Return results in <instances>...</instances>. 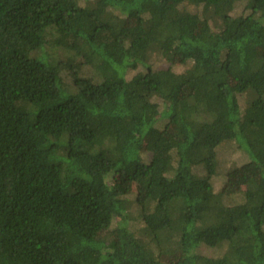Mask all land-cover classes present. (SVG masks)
Segmentation results:
<instances>
[{
    "label": "trees",
    "instance_id": "trees-1",
    "mask_svg": "<svg viewBox=\"0 0 264 264\" xmlns=\"http://www.w3.org/2000/svg\"><path fill=\"white\" fill-rule=\"evenodd\" d=\"M0 264H264V0H0Z\"/></svg>",
    "mask_w": 264,
    "mask_h": 264
},
{
    "label": "rangeland",
    "instance_id": "rangeland-1",
    "mask_svg": "<svg viewBox=\"0 0 264 264\" xmlns=\"http://www.w3.org/2000/svg\"><path fill=\"white\" fill-rule=\"evenodd\" d=\"M247 13L248 11L244 8L243 3H238L233 8V11H232V15L234 16L240 15V14H247ZM209 23H210L211 28H213V30H217L215 27L216 25L211 20ZM147 66L152 70L171 68L175 72H181L183 69V66L181 65L170 66L169 63L164 58L160 56H155V55L150 58ZM147 66H139L137 70L139 72H145ZM130 74L132 75L133 72H131ZM240 102L243 103L244 99L241 98ZM163 125H164L163 121H160L159 123L156 124V126L159 128H162ZM218 150H219L218 155L220 158L219 169L217 170V173L211 178V184H212V187L215 193H218L219 191H221L224 186V183H225L224 174L226 170L231 169L233 167H241L249 162V159L247 155L244 153V151L234 147V144L233 145L227 144V146L222 145L218 148ZM141 156L144 161H148L150 158V154L145 153V152H142ZM199 170L200 169H198V172ZM242 189H243L242 185L240 186L238 185L234 193H230L228 194V196H224V197H227V199H224V202L231 203V204L241 202L242 201V195H241ZM138 194H139V190L135 186H131L129 195L127 196V198H129L130 200H133L136 198ZM128 222H129L128 226H129V229H131V231L137 232L143 228V223L139 220L131 218ZM103 234L108 236L106 233H103ZM219 250L220 249L212 250L206 247L201 248L202 253L212 254V255L218 254Z\"/></svg>",
    "mask_w": 264,
    "mask_h": 264
}]
</instances>
